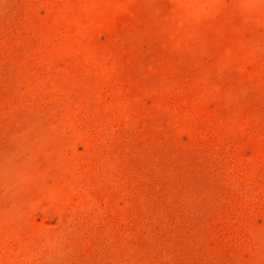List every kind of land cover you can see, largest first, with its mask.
I'll list each match as a JSON object with an SVG mask.
<instances>
[{"label":"rangeland","instance_id":"374dc122","mask_svg":"<svg viewBox=\"0 0 264 264\" xmlns=\"http://www.w3.org/2000/svg\"><path fill=\"white\" fill-rule=\"evenodd\" d=\"M0 264H264V0H0Z\"/></svg>","mask_w":264,"mask_h":264}]
</instances>
